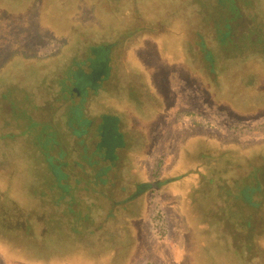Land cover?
I'll return each mask as SVG.
<instances>
[{
  "label": "rangeland",
  "instance_id": "obj_1",
  "mask_svg": "<svg viewBox=\"0 0 264 264\" xmlns=\"http://www.w3.org/2000/svg\"><path fill=\"white\" fill-rule=\"evenodd\" d=\"M111 43L122 163L170 181L145 199L128 170L125 193L61 191L37 142L85 166L64 79ZM0 264H264V0H0Z\"/></svg>",
  "mask_w": 264,
  "mask_h": 264
},
{
  "label": "flooded vegetation",
  "instance_id": "obj_2",
  "mask_svg": "<svg viewBox=\"0 0 264 264\" xmlns=\"http://www.w3.org/2000/svg\"><path fill=\"white\" fill-rule=\"evenodd\" d=\"M117 44L111 43L107 46L91 47L90 53L93 57H87L81 65L76 63L77 68L75 70L67 71V78L69 79L66 80V77L64 79L67 83L64 86L66 96L64 99L66 102V112L64 113L65 125L71 134L78 139V144L82 147L80 154L85 162V166L81 162L72 159L75 149H72L71 154L67 141L61 144L47 131L46 135H43L44 131H41L42 133L38 137L37 142L41 144V140L44 141L40 146L44 150L45 161L51 174L53 173L56 178L61 191H69L70 184L76 181H83L85 184L93 185L96 189L101 187L104 191L107 190L110 195H115L114 193L117 191L119 181L123 182L121 191L125 193L127 190L122 176L125 173L124 170H126L122 160L125 157L126 151L129 150H125L129 142L128 133L123 127L125 115L123 112L116 111L114 107L105 103L107 99H116L115 94L120 87V83L116 81L119 75L116 72L117 66L112 67L108 65L110 60V56L108 55L113 53L115 55L121 52L120 50L115 51L114 47ZM146 86L147 90L151 89L150 87L148 88V84ZM125 90L128 91L127 99L132 103L139 104L133 96L138 89L131 88L129 90L125 87ZM147 94L149 95V93ZM91 97H96V120L88 117L86 114V103L91 101ZM148 105L151 108L150 110H152L153 106L151 104ZM190 112L182 110V113L187 115H190ZM192 115L197 116L198 114L192 113ZM173 118L175 122L178 121V115L174 114ZM151 128H153L152 125L146 129L147 134H150ZM200 139L201 141L204 139L206 143L208 138L200 136ZM171 146H176L179 149L177 145ZM53 148L57 154H52ZM181 149L184 152H189L187 146ZM130 150L132 151V148ZM75 155H77V152ZM136 164L140 165L138 162ZM137 165L135 169L131 167L129 170L127 169L128 175L134 181V183L132 182L133 193L129 195V198L145 199L151 189L159 188L162 190L170 182L168 178L164 179L162 177V169L161 171L160 168L154 170L151 167V171H148L144 166H139V168ZM67 166L70 170H73L70 166H77V169L82 173L81 176L85 177L79 178L75 174L77 178L71 180L69 173L65 171ZM149 172L151 173V177ZM134 173L137 177L133 175ZM132 177H135L136 181ZM253 191L249 188L244 189L243 192L248 201L251 199ZM114 203L119 204L116 201Z\"/></svg>",
  "mask_w": 264,
  "mask_h": 264
},
{
  "label": "crops",
  "instance_id": "obj_3",
  "mask_svg": "<svg viewBox=\"0 0 264 264\" xmlns=\"http://www.w3.org/2000/svg\"><path fill=\"white\" fill-rule=\"evenodd\" d=\"M170 183V182H169Z\"/></svg>",
  "mask_w": 264,
  "mask_h": 264
}]
</instances>
